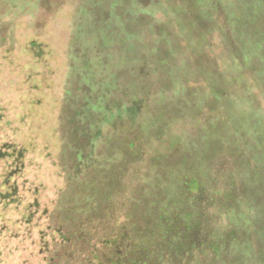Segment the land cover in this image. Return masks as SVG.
<instances>
[{
  "label": "rangeland",
  "instance_id": "rangeland-1",
  "mask_svg": "<svg viewBox=\"0 0 264 264\" xmlns=\"http://www.w3.org/2000/svg\"><path fill=\"white\" fill-rule=\"evenodd\" d=\"M223 1L0 0V135L27 150L55 228L81 218L94 241L134 227L148 254L180 233L205 248L257 242L264 227L215 236L224 209L264 198V1ZM166 246L176 264L196 256Z\"/></svg>",
  "mask_w": 264,
  "mask_h": 264
},
{
  "label": "trees",
  "instance_id": "trees-1",
  "mask_svg": "<svg viewBox=\"0 0 264 264\" xmlns=\"http://www.w3.org/2000/svg\"><path fill=\"white\" fill-rule=\"evenodd\" d=\"M262 1L264 0H224L222 4H224L223 8L228 11L231 3L239 6L251 4L253 7H257ZM234 15L236 14L232 13L231 17ZM253 44L261 47L260 42ZM98 103L93 104L95 109H97ZM5 117L6 109L0 99V127L3 122L9 124ZM26 156V149L8 141L7 136L0 135V264H5L6 257L17 253L22 256V260L18 264H130L131 261L135 264H155V262L156 264H176L164 252L167 242L171 248L180 249L184 248V245H189L196 249V256L190 259L189 264H204V262H200L203 255L208 256L210 264H224L220 255L227 249V242L224 239L222 242H215L214 246L205 248L204 244L199 246L196 242L186 243L181 233L172 235V240L166 235L162 250L160 248L153 249L148 254L149 248L146 246V242H138L135 238L134 227L126 231L123 234L124 237L115 233L114 237L106 239V237L99 236L94 241H91L87 235L81 234L86 231L85 227H80V225L87 224L81 218L75 219L72 222V227L55 228V220L50 215L51 211L48 212L46 207H42L38 188L33 187L25 174L28 164ZM256 159L258 160L257 157ZM261 162V160L258 161V163ZM239 183L241 182L239 181ZM249 184L259 185L257 174L246 172V178L242 181V185L247 187ZM191 190L193 194L198 195L196 187ZM243 204L244 207L236 208L234 211L228 210V208L224 209L221 219L216 224L215 236L218 232L220 234L221 232H236L240 225H245L251 230H257L259 226L260 228L264 227L260 223L264 222L262 192L260 190L249 192L243 198ZM192 209V217H194V214L198 212H195L194 208ZM166 211L169 212L167 209ZM167 212L163 210L159 217L161 222L168 215ZM231 226H234L235 229L230 228ZM163 229V232L169 233L165 227ZM217 238L220 239V236L217 235ZM256 241L251 243L244 238L243 240L233 239L225 253H232L233 250L239 253L237 254L239 260L237 264H263L259 258L262 256L264 259V232L259 235ZM101 246V250L104 249L102 255H108V260L100 258ZM132 247H134L133 252H131ZM169 253L173 257L171 251ZM158 256H162L159 262L155 259ZM150 257L153 259L151 262ZM177 264L179 263L177 262Z\"/></svg>",
  "mask_w": 264,
  "mask_h": 264
}]
</instances>
